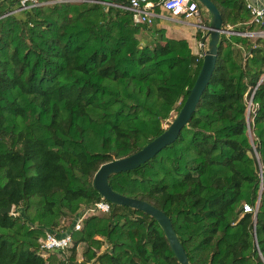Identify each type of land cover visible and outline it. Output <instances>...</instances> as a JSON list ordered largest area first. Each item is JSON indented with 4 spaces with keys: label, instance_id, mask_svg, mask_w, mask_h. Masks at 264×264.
Returning a JSON list of instances; mask_svg holds the SVG:
<instances>
[{
    "label": "trees",
    "instance_id": "obj_1",
    "mask_svg": "<svg viewBox=\"0 0 264 264\" xmlns=\"http://www.w3.org/2000/svg\"><path fill=\"white\" fill-rule=\"evenodd\" d=\"M38 1L53 3L18 11V0H0V209L13 206L0 214V264H179L143 212L110 204L106 215L73 226L82 207L102 200L93 186L100 166L166 130L202 57L102 4L130 0ZM211 1L223 29L264 30L241 0ZM154 32L158 41L140 44ZM217 50L174 143L108 184L162 211L189 264H264V38L222 34ZM47 231L70 232L67 258L40 254Z\"/></svg>",
    "mask_w": 264,
    "mask_h": 264
},
{
    "label": "water",
    "instance_id": "obj_2",
    "mask_svg": "<svg viewBox=\"0 0 264 264\" xmlns=\"http://www.w3.org/2000/svg\"><path fill=\"white\" fill-rule=\"evenodd\" d=\"M197 1L208 11L211 16V22L206 28L208 43L204 51L202 65L197 78L180 111L162 134L153 139L138 152L128 157L113 160L101 165L98 171L95 173L93 180V186L95 190L99 193L101 198L108 203L112 205L128 207L152 217L163 230L167 242L179 264H189V262L185 251L173 230L170 219L162 211L154 208L145 201L125 197L116 193L108 184V179L111 175L128 172L139 168L142 164L156 156L162 149L174 143L179 133L191 119V116L195 111L196 106L212 76L218 53L217 45L220 35L235 34V31H233L232 28L223 29L221 15L211 0ZM12 209L13 206L8 204L7 207L0 209V214H11Z\"/></svg>",
    "mask_w": 264,
    "mask_h": 264
},
{
    "label": "built area",
    "instance_id": "obj_3",
    "mask_svg": "<svg viewBox=\"0 0 264 264\" xmlns=\"http://www.w3.org/2000/svg\"><path fill=\"white\" fill-rule=\"evenodd\" d=\"M241 1L244 3L246 10L250 14V23L262 27L264 25V4L251 3L247 0ZM91 2L97 3V1ZM18 3L20 7L18 11L44 5V3H41L38 0H18ZM102 4L118 7L129 12L134 25H145L147 27L153 26V21L156 17V8L163 9L171 13L173 16H183L185 18H191L195 13L198 12L199 8V3L193 0H159L157 2H153L151 0H130L129 4L127 5H116L108 3ZM198 27L204 29V27L202 26ZM260 33L264 34V32L259 31L255 34L249 32H239L235 33L234 35H239L242 37H252L253 35H258ZM199 48L200 52L197 56L203 58L206 46L204 44H200ZM109 211L110 203H108L104 199L92 203L88 206L82 207L79 217L75 220L73 230H79L84 219L92 216L104 215L109 213ZM243 212H251V208L245 205L243 207ZM60 234L61 235L58 236L50 231H47L45 237L39 240L40 254L43 257H47L49 253L53 252H64L72 245L70 232L62 231L60 232Z\"/></svg>",
    "mask_w": 264,
    "mask_h": 264
},
{
    "label": "crops",
    "instance_id": "obj_4",
    "mask_svg": "<svg viewBox=\"0 0 264 264\" xmlns=\"http://www.w3.org/2000/svg\"><path fill=\"white\" fill-rule=\"evenodd\" d=\"M193 1L198 2L197 0ZM247 1L251 3L264 4V0ZM155 14L156 17L153 21V27H155L156 29H162L165 38L185 40L188 43L192 54L194 56H197L199 54V45L204 43L203 41L199 40L196 35L199 34L202 39L205 38L207 36L206 28L211 22V16L206 9L203 10L201 7H199L198 12L195 13L191 18H185L183 16H173L171 13L163 9L155 10ZM198 26H202L204 27V29L199 28Z\"/></svg>",
    "mask_w": 264,
    "mask_h": 264
},
{
    "label": "rangeland",
    "instance_id": "obj_5",
    "mask_svg": "<svg viewBox=\"0 0 264 264\" xmlns=\"http://www.w3.org/2000/svg\"><path fill=\"white\" fill-rule=\"evenodd\" d=\"M83 0H77V1H75V3H81ZM86 1H90V0H86ZM92 1V0H91ZM90 1V2H91ZM51 3H53V1H48V2H45L44 4H51ZM199 7H201L203 10H205V8L204 7H202L201 5H200V3H199ZM156 25V24H155ZM155 28V27H154ZM156 29V28H155ZM155 31V30H154ZM259 31H257V32H252V33H258ZM261 32H264V30L263 31H261ZM158 35L159 34H156V32H154V33H152V37H153V39H152V37H150V34H145V35H143V36H139L138 38H139V41H140V44L141 45H146V44H150V45H152L153 44V41H158ZM256 38H264V34L263 33H260V34H258V35H253L252 37H250V39H252V40H255ZM151 41V42H150ZM207 46V45H206ZM176 117V112L174 111V112H172L171 113V115H170V118L168 119V121L165 123V124H163V128H167V126H168V124H170L171 122H172V120L174 119ZM12 212H13V209H12ZM12 212H11V214H12ZM106 215V214H105ZM61 226H67V225H69V223L71 222V218H67V217H64V218H62L61 219ZM85 248H86V246L85 245H83V244H81L78 248H77V255H76V258H77V261L78 262H80L81 260H82V253L84 252V250H85ZM49 254H51V255H55V256H57L58 258L59 257H64V258H67L68 257V255H69V253L68 252H64V254L63 253H61V254H59V253H56V252H53V254L52 253H49ZM48 254V255H49ZM61 255V256H60ZM45 258V257H44Z\"/></svg>",
    "mask_w": 264,
    "mask_h": 264
}]
</instances>
